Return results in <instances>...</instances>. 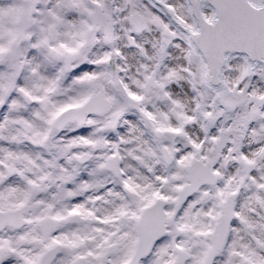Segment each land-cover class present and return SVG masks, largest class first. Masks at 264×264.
I'll return each mask as SVG.
<instances>
[{"label":"snow or ice","instance_id":"obj_1","mask_svg":"<svg viewBox=\"0 0 264 264\" xmlns=\"http://www.w3.org/2000/svg\"><path fill=\"white\" fill-rule=\"evenodd\" d=\"M0 264H264V0H0Z\"/></svg>","mask_w":264,"mask_h":264}]
</instances>
